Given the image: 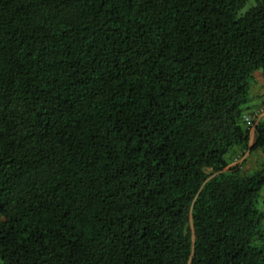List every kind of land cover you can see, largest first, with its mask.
<instances>
[{"label": "trees", "instance_id": "obj_1", "mask_svg": "<svg viewBox=\"0 0 264 264\" xmlns=\"http://www.w3.org/2000/svg\"><path fill=\"white\" fill-rule=\"evenodd\" d=\"M246 1L0 0V264H264Z\"/></svg>", "mask_w": 264, "mask_h": 264}, {"label": "rangeland", "instance_id": "obj_2", "mask_svg": "<svg viewBox=\"0 0 264 264\" xmlns=\"http://www.w3.org/2000/svg\"><path fill=\"white\" fill-rule=\"evenodd\" d=\"M255 2L256 0H247L243 8H241L240 13L246 12L255 4ZM262 101H264V71L259 69L252 72V76L249 80V92L247 103L245 104V112H248V110H250L254 106H259L260 104H262ZM263 160L264 154H261V158L259 159L258 164ZM230 165L233 164L231 163ZM258 207L263 212L262 231L264 233V188L260 191V195L258 197Z\"/></svg>", "mask_w": 264, "mask_h": 264}, {"label": "crops", "instance_id": "obj_3", "mask_svg": "<svg viewBox=\"0 0 264 264\" xmlns=\"http://www.w3.org/2000/svg\"><path fill=\"white\" fill-rule=\"evenodd\" d=\"M259 108H264V101H262V104H260L259 106H254L252 107L250 110H248V112H246V114H248L249 112L255 110V109H259ZM253 129L254 127H251L250 129V139H249V145H251L254 141V132H253ZM261 152L258 151L257 153H254V154H249L248 151H245V153L241 156H238V158H236L232 164H237L235 162H239V163H242L244 159H246V162H243L244 163V166L245 168L248 167V166H252L253 164H255V161L258 157H261ZM249 163V165H248Z\"/></svg>", "mask_w": 264, "mask_h": 264}, {"label": "built area", "instance_id": "obj_4", "mask_svg": "<svg viewBox=\"0 0 264 264\" xmlns=\"http://www.w3.org/2000/svg\"><path fill=\"white\" fill-rule=\"evenodd\" d=\"M262 119H264V108L255 109L244 115V120L247 123H256Z\"/></svg>", "mask_w": 264, "mask_h": 264}]
</instances>
